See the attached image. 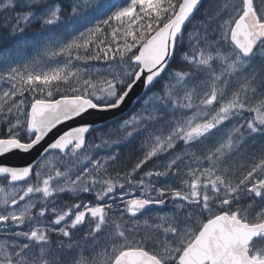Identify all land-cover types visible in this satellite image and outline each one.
I'll list each match as a JSON object with an SVG mask.
<instances>
[{"label": "snow or ice", "instance_id": "6c2138e0", "mask_svg": "<svg viewBox=\"0 0 264 264\" xmlns=\"http://www.w3.org/2000/svg\"><path fill=\"white\" fill-rule=\"evenodd\" d=\"M200 5L201 0H125L116 8L111 0H85L69 5L66 17L57 0L0 3L4 12L14 13L7 25L12 35L24 34L33 21L41 26L45 56H74L85 65L102 59L111 63L99 79L71 59L47 71L25 65L23 71L10 67L0 75L11 84L0 92V224L9 226L13 238L0 243V264H264V152L241 165L242 171L234 167L246 137L264 138V0H225L213 17L219 40L208 35L204 24L188 32ZM87 7L106 18L70 42L47 36V30L85 21ZM105 26L111 29L107 43ZM186 37L190 51L173 68ZM10 55L5 50V60ZM233 80L239 86L225 98ZM61 85L73 94L55 99ZM201 86L206 90L200 91ZM137 88L152 92L154 111L121 127L129 137L141 122L145 128L147 122L160 127L150 133L146 151L131 171L111 174L110 162L117 155L77 173L61 171L50 160L38 166L5 163L12 155L31 153L61 125L69 126L44 152L76 156L86 150L94 130L89 118L119 110ZM27 92L33 93L30 103L17 99ZM185 109L196 111L180 112ZM245 112L255 115L224 131ZM165 153L169 159L162 170L136 178ZM185 156L195 166L182 169ZM45 167L47 172L38 170ZM160 178L163 185L154 182ZM125 184L143 195L125 201L119 212L104 201ZM68 193H94L95 199L57 207V198ZM168 199L174 204L170 217H160L162 223L155 225L143 221L147 228L162 229L163 239L141 235L137 240L141 222L133 218ZM48 213L54 219L45 225L40 218ZM53 234L59 235L58 243ZM81 241L92 246L91 258ZM148 243L154 251L145 247Z\"/></svg>", "mask_w": 264, "mask_h": 264}, {"label": "rangeland", "instance_id": "374dc122", "mask_svg": "<svg viewBox=\"0 0 264 264\" xmlns=\"http://www.w3.org/2000/svg\"><path fill=\"white\" fill-rule=\"evenodd\" d=\"M5 2V0H0V3ZM125 0H111V3L116 6V8L123 5ZM225 0H223V3ZM73 3H80L84 4L85 0H72ZM116 8L112 10L115 11ZM3 12L0 9V14ZM84 17H86L85 21H81L79 23H67V26L60 30H47V36L52 37L53 40L61 41V42H70L72 39H75L79 36L81 31H85L86 28L95 27L100 20L105 19L106 16L97 15V13L91 7L85 8L84 12L82 13ZM36 23V21H33ZM198 24H202L199 22H194L191 24V28L188 32L192 33L193 30L196 28ZM207 28V25H204ZM21 38L18 41H14L13 43L8 46L6 49L0 51V75L6 74L10 67H17L20 68L22 71L25 65H30L35 67L37 71L43 70L47 71L50 68L62 66L66 63L69 59L72 60V63L76 67L85 68L81 61H76L73 57L68 56H57V57H48L45 56V50L47 47V42L44 38L41 37V31L34 33V35H30L25 37L23 34H19ZM208 35L215 36L216 40L220 39V31L218 24H216L212 29L208 31ZM184 43L187 45L189 44L187 37L184 40ZM3 43H0V46ZM54 47V45H52ZM5 50L11 53L8 56L7 60H5ZM188 51H190L188 47ZM88 73L94 79L102 78L103 76L107 75L111 70V63L97 65L93 67H87ZM239 86V82L233 80L228 88L225 89V98L228 97L231 90L236 89ZM11 87V84L7 81V79L0 78V92H3ZM62 87V85H61ZM223 87V85H221ZM67 87H62L61 92H54L55 94L59 93H66L70 94L71 92ZM206 90L204 86H201L200 91ZM26 94H29L26 96ZM183 93L181 92V95ZM39 95V94H37ZM152 96V92L149 93L144 101L142 102V106L138 108L135 112L129 114L127 118L122 120L118 127L122 128L121 125L125 121H131L132 117H147L149 113L153 112L154 109L152 107L151 102H149V97ZM33 93L27 92L25 93L24 97H18L17 99H24L25 103H30L29 101L32 100ZM219 99V98H218ZM198 102V101H197ZM215 106V105H214ZM213 106V107H214ZM186 110V109H185ZM196 111V109L186 110L185 113L187 115H191L192 112ZM184 113V112H183ZM180 113L178 112L177 115ZM250 114V115H249ZM255 113H248L245 112L242 114L241 117L235 118L231 124L228 125V128H225L224 131L227 132L230 130L231 127L235 126L237 122L244 123L245 119H251ZM227 123V122H226ZM136 127L139 129L138 131H133V135L131 137H127L124 141L116 142L109 147H106L104 144H97L100 147H95L91 143H88V147L86 150L82 152H78L76 156H69L62 153L54 152L49 153L44 159L40 162H45L46 160H50L52 164L58 167L61 171H67L71 169L72 173H77L81 171H86L89 168L93 167V164L96 160L103 161L109 155H117V161L110 162L109 171L113 176H115L116 172H120L123 175L124 172L131 171V168L138 162L139 159L143 157L144 152L146 151V146L149 142L150 133L159 128L160 125L155 124L153 122H147V128H145V122H141ZM132 128V127H129ZM123 129V128H122ZM178 151V150H177ZM264 152V138L256 135L255 139L251 137H246L245 146L243 151L239 156L234 157V167L238 169V171H242L243 169L240 167L241 165L247 166L254 158L259 157V155ZM169 159L168 153H165L160 156V158H153V161H150L147 165H145L136 175V178H145L144 173L151 170H162L160 166L163 163H166ZM39 164V165H40ZM186 164H192L195 166L193 162L190 161V158L185 156L184 164H181V168L184 169ZM43 172H47L49 169L47 167L43 169H38ZM146 179V178H145ZM154 182L158 185H163L165 183L163 178L154 179ZM168 183H171L173 186H179V181H173L171 179L168 180ZM19 187V185H18ZM10 190V189H9ZM143 193L138 190L136 187H130L128 184H125L123 189H117L114 193L109 194V196L105 197V201L108 204L113 206L114 210L122 212L125 206V201L130 200L136 196H141ZM72 198V201H70ZM27 199V198H26ZM95 196L94 193H79V194H61L60 197L56 200V206L61 207L63 205H72L73 203H80L83 201L85 204L94 201ZM167 199V197H166ZM24 203L23 201L21 202ZM51 206V203L49 204ZM34 212L37 210L34 209ZM174 212V204L173 202L168 199V202L165 205L153 204L148 207L144 211L143 214L138 215L133 219H137L141 222L140 224V232L136 234V236L141 235H150L153 239L159 237L163 239V230L160 229L159 231L147 228L144 226L143 221L147 219L149 224L155 225L162 223L160 217H170ZM54 219L51 213L46 214L45 217L40 218L43 220L45 225L49 224V218ZM127 219V217H125ZM166 226V225H165ZM82 227V226H81ZM21 229H17L19 231ZM86 227H82V232H87ZM74 232L76 230H73ZM10 229L9 226L0 224V243H4L6 241L11 242L13 238L9 235ZM80 233H77V238L79 237ZM54 238H52L54 243L59 242V235L53 234ZM22 239V238H21ZM19 242V241H16ZM145 247L149 251H154V247L151 243L145 245ZM81 249L85 250L84 254L91 258L93 254V248L91 245H85L83 241H81Z\"/></svg>", "mask_w": 264, "mask_h": 264}, {"label": "trees", "instance_id": "16d2710c", "mask_svg": "<svg viewBox=\"0 0 264 264\" xmlns=\"http://www.w3.org/2000/svg\"><path fill=\"white\" fill-rule=\"evenodd\" d=\"M57 2L60 3V5L63 7L65 16L66 17L69 16L70 15L69 5L72 4V0H57ZM222 4H223V0H204L201 8L199 9V11L196 14L195 19L192 21V23L199 22V23H202L204 25H207V28L209 31L210 29H212V27H214L217 24L216 20H214L213 17L215 15V13L217 12L218 8ZM13 15H14V13H7L4 11L0 14V25L4 26V27H0V37H2V38H0V43H4V45L0 46V49H1V47L10 46L13 43V40L18 41L21 38V36L19 34L12 35L7 30V25L12 23ZM5 17H7V20H5ZM205 21H207L206 24L204 23ZM191 24L188 25L187 30H189L191 28ZM38 31H41V26L37 22L32 23V26L29 27L23 35L25 37H27V35L30 36V35L38 32ZM104 31H105V33L109 34L106 41H105V43H107L111 39V37H110L111 29L105 26ZM187 51H188V45L183 42L182 51L181 50L177 51V54H176L177 59H176V62L173 64V68H176L179 65V63L182 61L183 52H187ZM107 63H110V62H106L103 59L99 60V61H92V62L88 63L87 65H85L82 62L84 67H93V66L107 64ZM62 87H66V86L62 85ZM154 91H158V89H156ZM149 93H151V92H149ZM72 94L73 93H70V94L59 93V94H55L54 98L59 99V98H61L62 95H72ZM28 95L29 94H26V96H28ZM145 98L146 97H144L142 99V101L137 105L136 108H134L132 111H130L123 118H120L116 121L108 123V124L98 128L96 130H93L90 133V135L88 136V143H91L92 145L104 144L106 147H109L110 145H113L116 142L124 141L128 136L126 135V132L124 129L118 127V124L122 120L127 118V116L129 114L135 112L138 108H140L142 106V102L144 101ZM29 102H31V101H29ZM180 112L189 113V112H186V110H180ZM127 130L133 131V128H128ZM105 141H107V143H105ZM70 201H72V198H70ZM140 237L141 236H136V239L139 240ZM52 238H54V236H52Z\"/></svg>", "mask_w": 264, "mask_h": 264}, {"label": "water", "instance_id": "95a60500", "mask_svg": "<svg viewBox=\"0 0 264 264\" xmlns=\"http://www.w3.org/2000/svg\"><path fill=\"white\" fill-rule=\"evenodd\" d=\"M204 0H201V8ZM199 11V10H198ZM198 13V12H197ZM196 13V14H197ZM150 91L147 88L141 89L137 88L134 92L130 95L129 99L126 103L119 109L114 112H107V113H96L92 117L89 118L91 122H93V129L96 130L108 123L116 121L120 118L126 116L130 111L137 107V105L142 101L144 97L148 95ZM71 123V122H70ZM69 125H61L58 129H54L53 132L49 135L48 138L36 149H34L29 154H15L10 156L5 163L11 165H27L32 164L33 166H37L40 161L46 157L49 153H54L56 151H48L47 153L44 152V149L48 143H50L53 139L56 138L57 135L63 130H65Z\"/></svg>", "mask_w": 264, "mask_h": 264}, {"label": "flooded vegetation", "instance_id": "af4514ba", "mask_svg": "<svg viewBox=\"0 0 264 264\" xmlns=\"http://www.w3.org/2000/svg\"><path fill=\"white\" fill-rule=\"evenodd\" d=\"M2 45H4V43L2 44ZM1 45V46H2ZM3 48V49H2ZM7 47H1V49H0V51H2V50H4V49H6Z\"/></svg>", "mask_w": 264, "mask_h": 264}, {"label": "bare ground", "instance_id": "6f19581e", "mask_svg": "<svg viewBox=\"0 0 264 264\" xmlns=\"http://www.w3.org/2000/svg\"><path fill=\"white\" fill-rule=\"evenodd\" d=\"M34 33V32H33ZM34 35V34H33ZM28 36V35H27ZM6 42V41H5ZM3 49V48H2ZM149 165V164H148Z\"/></svg>", "mask_w": 264, "mask_h": 264}]
</instances>
